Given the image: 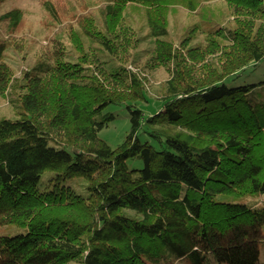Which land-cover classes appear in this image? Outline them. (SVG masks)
<instances>
[{"label":"trees","instance_id":"16d2710c","mask_svg":"<svg viewBox=\"0 0 264 264\" xmlns=\"http://www.w3.org/2000/svg\"><path fill=\"white\" fill-rule=\"evenodd\" d=\"M36 1L46 45L18 72L8 52L39 38L27 0H0V264H264V85H228L264 60V0Z\"/></svg>","mask_w":264,"mask_h":264},{"label":"rangeland","instance_id":"374dc122","mask_svg":"<svg viewBox=\"0 0 264 264\" xmlns=\"http://www.w3.org/2000/svg\"><path fill=\"white\" fill-rule=\"evenodd\" d=\"M26 9L28 10V17H27V27L31 29L32 34L38 36V42L35 44L34 48L32 50H25L23 54H19L17 52H8L9 55V61L11 62V65L15 68L16 71H21L22 69L26 68L28 65L33 64L34 57L39 54V51L41 49V46L46 45L44 43V40L41 39L44 34V28H43V21L44 19V13L42 12L41 6L38 1L36 0H27V3L25 4ZM185 17L186 15L184 13H181L177 17H173L170 24H171V30L172 32H176L179 30L181 26L185 27ZM188 18V16H187ZM236 23H238L239 28H241V24L239 22V19H236ZM31 25V26H30ZM181 25V26H180ZM152 40H148L141 44L138 53H141L144 50H147L149 45H151ZM25 54V55H24ZM148 56L146 55V58ZM111 68L116 69L119 68V65H117L114 61H109L108 64ZM131 69H134L135 71H138L140 69V64L138 62L137 68L132 67ZM146 78V81L149 85V90L151 92V96H148L147 101L139 102L137 103V107L141 109L145 114L153 113L160 108H162L161 103L157 102L155 99V91L157 88L169 77V72L167 71V68H158L155 70H146V73L144 75ZM261 85H264V60L256 67L248 70L246 73L243 74V76L233 82H230L229 86H239L244 84H255V83H261ZM0 113H6L11 114L12 109L9 105L5 102L3 97L0 95ZM103 114H112L115 119L111 121L108 126H106L104 129H102L99 133V138L103 141H105L112 149H116L118 146H120L126 139L127 135L130 132L131 129V122H130V113L127 110L126 106L123 105H116L111 104L109 105L102 113ZM139 140L141 143L149 142L153 144L154 142L152 139L148 136V134L144 133L143 131L139 134ZM135 167H140V163L134 164ZM130 166H133L132 163H130ZM201 177H205V174L202 172H199ZM48 181L47 175H44L38 184L37 188L39 190H44L46 188V182ZM69 184L75 186L73 182H70ZM77 190L80 192H84L83 188L77 187ZM18 231H6L4 229L0 230V235H15Z\"/></svg>","mask_w":264,"mask_h":264}]
</instances>
